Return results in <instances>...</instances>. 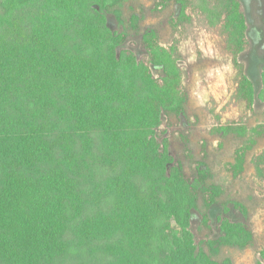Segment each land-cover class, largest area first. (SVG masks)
Masks as SVG:
<instances>
[{
    "label": "trees",
    "instance_id": "trees-1",
    "mask_svg": "<svg viewBox=\"0 0 264 264\" xmlns=\"http://www.w3.org/2000/svg\"><path fill=\"white\" fill-rule=\"evenodd\" d=\"M124 1L0 0V264H229L192 231L200 197L209 207L220 189L206 168L190 178L162 136L163 116L189 99L178 43L147 28L143 56L123 48L127 35L106 12ZM177 2L180 20L191 7L219 26L239 69L236 94L252 108L256 89L238 60L248 44L241 1ZM253 162L261 174L264 152ZM220 229L231 245L252 236L228 218Z\"/></svg>",
    "mask_w": 264,
    "mask_h": 264
},
{
    "label": "rangeland",
    "instance_id": "rangeland-1",
    "mask_svg": "<svg viewBox=\"0 0 264 264\" xmlns=\"http://www.w3.org/2000/svg\"><path fill=\"white\" fill-rule=\"evenodd\" d=\"M240 1L247 20L248 44L238 60L256 89L252 108L236 94L239 69L219 26L210 24L195 8L190 7L189 16L180 20L181 5L177 0H126L118 13L106 14L110 27L127 35L122 47L138 57L146 53L142 34L147 28L155 29L164 42L178 43L189 99L181 114L163 116L162 130L166 133L161 135L171 138V150L190 178L198 166L206 168L208 184L220 189L212 205L205 206L200 197L199 207L193 211L192 231L197 246L219 262L264 264V171L258 174L253 162L256 155L264 152V132L259 130L264 126V100L260 98L264 0ZM151 69L156 77L161 76V67L152 65ZM241 125L246 132L229 129ZM241 148L246 151L244 162L236 168ZM224 218L242 222L252 232L247 244L222 241L220 226Z\"/></svg>",
    "mask_w": 264,
    "mask_h": 264
}]
</instances>
